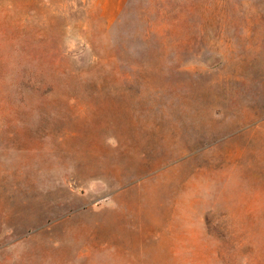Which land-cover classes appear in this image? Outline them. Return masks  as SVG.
<instances>
[{
    "label": "rangeland",
    "instance_id": "374dc122",
    "mask_svg": "<svg viewBox=\"0 0 264 264\" xmlns=\"http://www.w3.org/2000/svg\"><path fill=\"white\" fill-rule=\"evenodd\" d=\"M0 264H264V0H0Z\"/></svg>",
    "mask_w": 264,
    "mask_h": 264
}]
</instances>
